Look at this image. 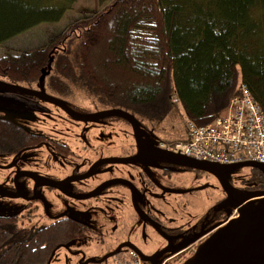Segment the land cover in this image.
I'll use <instances>...</instances> for the list:
<instances>
[{
    "label": "flooded vegetation",
    "instance_id": "flooded-vegetation-1",
    "mask_svg": "<svg viewBox=\"0 0 264 264\" xmlns=\"http://www.w3.org/2000/svg\"><path fill=\"white\" fill-rule=\"evenodd\" d=\"M0 80L63 104L0 88V219L43 231L45 264H107L128 250L140 264H182L237 216L240 194L261 190L254 167L174 157L162 144L183 136L170 121L93 116L121 108Z\"/></svg>",
    "mask_w": 264,
    "mask_h": 264
},
{
    "label": "trees",
    "instance_id": "trees-1",
    "mask_svg": "<svg viewBox=\"0 0 264 264\" xmlns=\"http://www.w3.org/2000/svg\"><path fill=\"white\" fill-rule=\"evenodd\" d=\"M75 1L0 0V43L59 21ZM41 75L49 92L177 129L184 114L200 125L222 115L239 82L264 112V0H111L42 48L0 53L1 77L39 84ZM43 239L40 229L0 219V264H45Z\"/></svg>",
    "mask_w": 264,
    "mask_h": 264
},
{
    "label": "built area",
    "instance_id": "built-area-1",
    "mask_svg": "<svg viewBox=\"0 0 264 264\" xmlns=\"http://www.w3.org/2000/svg\"><path fill=\"white\" fill-rule=\"evenodd\" d=\"M171 100L181 104L175 94ZM182 127V138L162 146L173 153L211 163L232 165L253 161L264 164V112L243 82L238 83L222 115L200 125L184 114ZM112 263L140 264V258L135 251L128 250L113 255Z\"/></svg>",
    "mask_w": 264,
    "mask_h": 264
},
{
    "label": "water",
    "instance_id": "water-1",
    "mask_svg": "<svg viewBox=\"0 0 264 264\" xmlns=\"http://www.w3.org/2000/svg\"><path fill=\"white\" fill-rule=\"evenodd\" d=\"M42 79L43 75L39 78L40 86L43 85ZM0 88L33 93L48 101L63 105L60 100L47 95L42 87L40 92H32L0 80ZM107 115H119L134 122L133 116L121 109L104 110L93 116ZM171 154L182 160H191L210 166L219 165L230 168L250 166L264 175V164L253 161L223 165L196 160L179 153L171 152ZM223 185L227 188L224 182ZM233 208L237 210V216L218 226L182 264H264V190L240 194L233 203ZM115 253L117 250L109 255Z\"/></svg>",
    "mask_w": 264,
    "mask_h": 264
},
{
    "label": "rangeland",
    "instance_id": "rangeland-1",
    "mask_svg": "<svg viewBox=\"0 0 264 264\" xmlns=\"http://www.w3.org/2000/svg\"><path fill=\"white\" fill-rule=\"evenodd\" d=\"M111 0L100 2L99 0H76L72 7L68 9L62 18L57 22H44L40 23L37 26L30 28L2 43H0V53H2L5 49H9L14 52H29L34 49H39L44 47L47 42L53 37L59 35L70 23L74 20L91 16L101 10L106 6ZM79 97L81 101L87 103L88 100L84 98V96L80 95ZM77 100V99H73ZM181 125L177 129L175 128V124L171 122V129L177 131V134L183 136L184 131ZM169 125V126H170ZM176 134V133H175ZM249 168L248 166L241 167V173L244 175L248 174ZM54 264H62V263H54ZM107 264H113L110 260Z\"/></svg>",
    "mask_w": 264,
    "mask_h": 264
}]
</instances>
